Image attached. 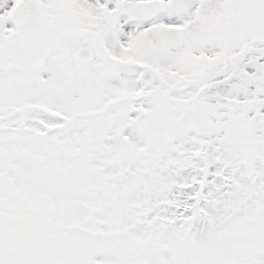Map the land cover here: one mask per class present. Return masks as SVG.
Masks as SVG:
<instances>
[{
    "label": "snow or ice",
    "instance_id": "obj_1",
    "mask_svg": "<svg viewBox=\"0 0 264 264\" xmlns=\"http://www.w3.org/2000/svg\"><path fill=\"white\" fill-rule=\"evenodd\" d=\"M0 264H264V0H0Z\"/></svg>",
    "mask_w": 264,
    "mask_h": 264
}]
</instances>
